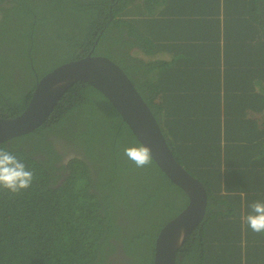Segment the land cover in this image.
<instances>
[{"label": "trees", "instance_id": "obj_1", "mask_svg": "<svg viewBox=\"0 0 264 264\" xmlns=\"http://www.w3.org/2000/svg\"><path fill=\"white\" fill-rule=\"evenodd\" d=\"M138 1L0 0V17L13 6L0 26V64H8L0 66V117L22 113L37 75L89 53L110 57L148 103L176 159L207 190L206 215L178 250L177 264H264V233L244 223L251 209L244 212L241 196L231 194L247 192L248 206L264 202V87L240 102L252 115L237 117L227 108L224 117L222 96L251 94L231 69L221 70L220 23L209 15L219 14L222 0H177V14L161 19L155 17L160 1ZM34 2H44V17ZM194 2L206 22L201 29L204 19L189 22L195 32L189 37L179 29V13ZM223 2L251 18L230 25L241 47L227 55L230 62L252 31L264 33V0ZM225 47L230 52L233 45ZM259 64L251 73L264 85ZM23 72L29 75L22 89ZM139 143L108 98L84 81L66 91L38 128L1 142L34 179L19 193L0 189V264H112L118 245L123 264H154L159 231L189 198L154 160L137 168L124 156L125 146ZM80 146L84 157L75 150Z\"/></svg>", "mask_w": 264, "mask_h": 264}, {"label": "water", "instance_id": "obj_2", "mask_svg": "<svg viewBox=\"0 0 264 264\" xmlns=\"http://www.w3.org/2000/svg\"><path fill=\"white\" fill-rule=\"evenodd\" d=\"M36 80L22 113L0 117V143L30 133L47 121L61 97L75 83L84 81L92 85L108 98L139 142L151 148L159 168L189 198L186 207L161 228L155 239L154 264H177L178 250L206 215L207 190L176 159L160 122L125 70L108 56L89 53L56 66L42 77L37 75Z\"/></svg>", "mask_w": 264, "mask_h": 264}, {"label": "crops", "instance_id": "obj_3", "mask_svg": "<svg viewBox=\"0 0 264 264\" xmlns=\"http://www.w3.org/2000/svg\"><path fill=\"white\" fill-rule=\"evenodd\" d=\"M163 1L164 2H161V4L156 8L157 12H156L155 17L160 16V19H161L163 18L162 16L164 15L171 16V15L177 14L178 10L175 9L177 8L175 5L177 4V0H163ZM230 5L231 3L223 2L222 0V2H219V11H220L219 14H217L216 12V13H213L212 15H209L211 21H213L214 23H217L219 21L220 23V36L222 39L220 42L221 49L219 52V59H220L221 68H222L221 70L224 71L227 68L229 70L231 69L232 72L234 73L232 75L233 78L237 80L236 82L238 84H243L244 86L250 88L251 96L250 97L247 96L248 97L247 98L242 93L235 91L231 95L222 96V100L227 101V103L229 101L232 104L240 103V102L248 103L253 100V93H254V96H256V94L259 92L257 88L258 87L261 88L263 86L262 84L259 83L258 80L256 81V77L253 75V73H251V71L259 67L260 66L259 63H262L261 69H262L263 74H261V76H262V80H264V61L261 60L258 55L260 52H263V55H264V36H263L264 33H262L260 30L252 31V34L254 35V37L253 36L248 37L247 40L249 43L247 42V45H245L244 50L241 53L237 54V57L235 56L236 58H234L230 62H227L226 61L227 55H231V53L238 51V49L241 48L240 46L235 47V43L233 39L234 37L230 35L231 26L237 25L240 22H248L251 20V18H249L248 16H243L242 18L238 14V11L236 10V8L233 7L232 5H231L232 11H230ZM197 6L198 4L194 2L189 10L183 11V12L181 11L179 13V15L183 14L179 17L180 18L179 21L181 24L179 29L183 32H187V35L188 33H190V26L187 25L189 22H193L197 24L196 22H198V20H201V19L205 20V15L199 11ZM261 12L260 14L264 17V11H261ZM198 13H199V16H198ZM198 17H201V18L196 19ZM205 22L206 20L200 24L201 28L205 26V25H202V24H205ZM262 30L264 31V28ZM226 44L233 45V47H231V49L229 50L230 52H228V49H226L225 47ZM188 49H190L189 46H187L185 50L187 51ZM245 56H248V58H246ZM234 69H235V72H234ZM256 76L260 77L259 74H256ZM253 86H256V87L253 88ZM226 97L228 98V100Z\"/></svg>", "mask_w": 264, "mask_h": 264}, {"label": "clouds", "instance_id": "obj_4", "mask_svg": "<svg viewBox=\"0 0 264 264\" xmlns=\"http://www.w3.org/2000/svg\"><path fill=\"white\" fill-rule=\"evenodd\" d=\"M124 156L137 168H144L152 163L151 148L143 143L130 144L123 149ZM34 173L12 152L0 148V189L19 193L28 189L33 182ZM250 212L243 218L244 223L255 233H264V202L254 201ZM183 234L181 233V239Z\"/></svg>", "mask_w": 264, "mask_h": 264}, {"label": "rangeland", "instance_id": "obj_5", "mask_svg": "<svg viewBox=\"0 0 264 264\" xmlns=\"http://www.w3.org/2000/svg\"><path fill=\"white\" fill-rule=\"evenodd\" d=\"M158 1H160V2H164L163 0H158ZM139 2H143L142 0H139L138 1V3ZM159 10V9H158ZM157 12V11H156ZM183 15V14H182ZM198 28V27H197ZM200 29H201V27H200ZM200 29L198 28L197 29V33L200 31ZM200 33H201V31H200ZM199 34V33H198ZM188 35H189V37L190 36H195V32H190V33H188ZM200 36V35H199ZM257 43V42H256ZM256 43H254V44H256ZM252 44V43H251ZM253 45V44H252ZM203 52V51H202ZM259 58L261 59V60H263L264 61V55H263V52H260L259 54ZM158 56V55H157ZM140 57H142V56H140ZM161 57V56H160ZM156 58V57H155ZM170 58V56H168V59ZM8 64H6L5 66L4 65H2V64H0V66L1 67H6ZM24 68H25V66H20V70H21V72H22V70H24ZM27 75H29V72H23L22 73V79H23V82H21L20 84H19V88H21L22 87V89L23 88H25V87H27L28 86V83H27V81H26V79H27ZM33 83H35V78L33 79ZM263 87H264V85H263ZM257 90H259L260 91V88L258 87L257 88ZM244 104H247V103H244ZM222 106H223V112H224V109H227V108H234L235 110L234 111H232V113L233 114H235V116H237V117H243L244 115H252L251 113H249V111H248V109L246 108V107H242L243 106V104H240V103H234V104H232V103H227V102H223L222 103ZM249 116H247V117H249ZM224 117H227L226 115H225V112H224ZM231 194H233L234 196L233 197H237L238 195L239 196H241V198L240 199H242L239 203H240V206H241V208H242V210L244 211V212H246L245 210L247 209V208H249L250 207V205L248 206V204L249 203H247V201L245 200L246 199V197L248 196V193L246 192V195L247 196H245V194L243 193V192H232ZM232 197V199H231V201L233 202V200H234V198ZM248 197H250V196H248ZM236 199V198H235ZM239 203L236 205V206H238L239 205ZM250 209V208H249ZM245 217V216H244ZM256 235H260V234H258V233H255ZM263 236V235H262Z\"/></svg>", "mask_w": 264, "mask_h": 264}, {"label": "flooded vegetation", "instance_id": "obj_6", "mask_svg": "<svg viewBox=\"0 0 264 264\" xmlns=\"http://www.w3.org/2000/svg\"><path fill=\"white\" fill-rule=\"evenodd\" d=\"M28 4H29V2H27ZM42 3H44V2H34V5H35V7H36V14H37V17L39 18V17H44V7H43V5H41ZM13 4V3H12ZM12 8H13V6L11 7H9V8H7V9H5V10H3V14H2V17H0V26H1V19H3L4 21H6L5 20V14H4V12L5 11H7L8 13L10 12V11H12ZM7 22V21H6ZM51 27H52V24L48 27V29H47V31H45L46 32V34L49 36V37H51V35H52V32H51ZM50 30V31H49ZM72 147H75V145H71ZM74 150V149H73ZM78 153H79V155L82 157H84L85 156V154H86V150L83 148V147H78L77 149H75ZM61 151V150H60ZM62 152V151H61ZM78 153H77V155H78ZM91 154H94V151L93 152H91ZM85 161L86 162H88V163H90L91 161L88 159V158H85ZM90 167H93L91 164H90ZM99 167H101V166H99ZM129 178V177H128ZM125 257H126V253H124V251H123V249H122V247L120 246V245H118L117 246V251L114 253V254H111L110 255V259L111 260H113V262H112V264H123V261H124V259H125Z\"/></svg>", "mask_w": 264, "mask_h": 264}]
</instances>
